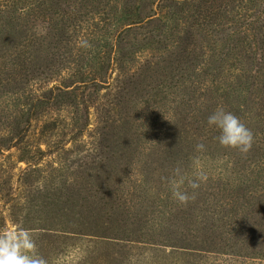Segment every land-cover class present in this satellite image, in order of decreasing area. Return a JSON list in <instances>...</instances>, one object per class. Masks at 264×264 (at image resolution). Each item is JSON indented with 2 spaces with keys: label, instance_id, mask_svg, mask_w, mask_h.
I'll list each match as a JSON object with an SVG mask.
<instances>
[{
  "label": "trees",
  "instance_id": "16d2710c",
  "mask_svg": "<svg viewBox=\"0 0 264 264\" xmlns=\"http://www.w3.org/2000/svg\"><path fill=\"white\" fill-rule=\"evenodd\" d=\"M6 98L0 154L15 146L10 134L23 138L50 105H82L77 133L94 108L107 134L119 127L127 138L146 104L169 112L157 128L160 145L187 161L212 153L218 160L224 151L235 172L221 175L209 196L199 187L186 205L164 202L160 192L153 200L147 186L125 189L133 168L108 170L133 147L119 153L106 143L101 159L78 167L105 169L109 199L85 205L74 201V187L64 193V183L23 207L11 185L1 188L0 232L8 221L31 232L47 264H264V0H0V102ZM218 106L253 132L247 154L215 139L219 131L207 120ZM41 159L21 157L29 166ZM32 207L59 218H12V208Z\"/></svg>",
  "mask_w": 264,
  "mask_h": 264
},
{
  "label": "rangeland",
  "instance_id": "374dc122",
  "mask_svg": "<svg viewBox=\"0 0 264 264\" xmlns=\"http://www.w3.org/2000/svg\"><path fill=\"white\" fill-rule=\"evenodd\" d=\"M129 5L132 9L133 4ZM68 74L69 72H63L62 78H56L61 81L66 79ZM117 74L118 72L115 70L113 77L116 78ZM86 94H89V92H86ZM8 100L6 98L3 102H0V108ZM63 107L55 109V106H48V110L42 117L32 121L28 132L23 138L19 139V137L10 134L11 144L15 146L4 150L0 154V190L1 188L7 190L8 186L11 185L9 191L16 198L21 199L20 202L23 207H29L32 203H39L45 194L53 196L52 193H55L56 189L62 187L64 183H66V185L64 184L66 187L64 193L68 195L71 191L69 188L74 187V193H76L73 196L74 201L85 205L87 201L94 199L98 201L100 196L103 195H105V199H109V195L104 192V189L102 190V184H104L102 176L105 175V169L97 163L96 167L93 168L94 170H84L78 167V162H85V160L90 162L91 157L94 155H98V160L101 159L105 155L106 143L115 145L119 153L133 147L132 155L127 156V158L122 157L119 158L120 160L115 159L117 156L113 158L114 160L109 165L108 170H119L124 166L130 169L133 168L135 175L131 181L126 182L125 189L135 185L136 188L141 190V188L147 186L151 189L153 200H158L157 192L162 193L161 196L164 202L168 197L169 199L173 198L169 180L174 177V169L177 167L181 168L187 176L189 175L188 177H194L199 172L207 176V180L200 185L201 197L204 191L209 196L208 193L213 191L214 182L220 180L221 175L230 176L232 174V178H235L233 164L226 165L228 160L223 159L224 151L219 150L216 152L218 160L214 159L212 153L209 156L206 155V157L200 155L187 161L184 156L185 152L172 153L167 147L160 145L159 137L162 134L157 131V128L162 123L170 120L168 110L162 107L156 109L154 106L140 104L136 113H134L135 118H131L134 126L131 132L128 133L130 137L127 136V138L123 137L125 133L119 127L115 129L114 133L109 131V134H107V131L101 128L103 124L99 122L94 108H90L87 115V125L83 128L82 133H77L78 129L76 128L81 126L86 118L82 105L64 109ZM0 120L1 122H9L4 117H0ZM118 123L120 126L121 121H118ZM4 135L7 136L8 133L0 130V137ZM38 147L44 152L41 156L35 152ZM153 147L156 148L153 149ZM116 155H118L117 151ZM23 156L35 159L41 157L42 159L38 161L40 163L29 166L27 160H21ZM146 170L151 178L147 182L143 179ZM148 172H145V174ZM92 176L95 177L92 178ZM236 179H238V176H236ZM185 184H187V181H185ZM184 189H186L185 185ZM96 190L97 193H95ZM89 192L94 196H91ZM117 195L118 199L122 196L120 193H117ZM128 199H130L129 202L132 205L138 202L135 196L129 195ZM170 201L174 202L175 200L170 199ZM0 204L2 205L1 200ZM32 209L34 210L32 211ZM32 209H24L21 212L18 208H12L10 212L15 214V216L12 215V218L17 219H23L27 215L32 218L39 216L59 218L55 216V212L40 213L35 211L36 207H32ZM11 228L17 229V226L15 223L8 221L7 229Z\"/></svg>",
  "mask_w": 264,
  "mask_h": 264
},
{
  "label": "clouds",
  "instance_id": "9594fccd",
  "mask_svg": "<svg viewBox=\"0 0 264 264\" xmlns=\"http://www.w3.org/2000/svg\"><path fill=\"white\" fill-rule=\"evenodd\" d=\"M207 123L219 131L215 139L222 147L236 149L241 154H247L252 148L253 132L232 112L218 106L208 117ZM196 149L203 152L205 145L202 142L197 143ZM206 180L207 176L202 172L194 177H188L181 168H175L174 177L169 180L173 199L179 204L186 205L195 199V190ZM185 181L193 190L191 195L184 189ZM36 248L32 233L23 228H11L0 232V264H47Z\"/></svg>",
  "mask_w": 264,
  "mask_h": 264
}]
</instances>
